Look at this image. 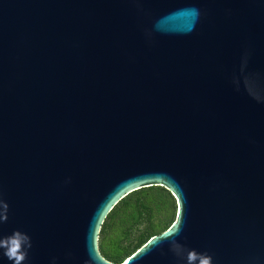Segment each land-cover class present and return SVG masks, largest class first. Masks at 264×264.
Segmentation results:
<instances>
[{"label": "water", "instance_id": "water-1", "mask_svg": "<svg viewBox=\"0 0 264 264\" xmlns=\"http://www.w3.org/2000/svg\"><path fill=\"white\" fill-rule=\"evenodd\" d=\"M151 185L173 221L104 259ZM0 216L23 264H264V0H0Z\"/></svg>", "mask_w": 264, "mask_h": 264}, {"label": "trees", "instance_id": "trees-1", "mask_svg": "<svg viewBox=\"0 0 264 264\" xmlns=\"http://www.w3.org/2000/svg\"><path fill=\"white\" fill-rule=\"evenodd\" d=\"M175 208L172 195L161 186L130 191L103 217L97 233L100 255L110 262H120L149 237L167 228Z\"/></svg>", "mask_w": 264, "mask_h": 264}, {"label": "clouds", "instance_id": "clouds-1", "mask_svg": "<svg viewBox=\"0 0 264 264\" xmlns=\"http://www.w3.org/2000/svg\"><path fill=\"white\" fill-rule=\"evenodd\" d=\"M0 220H6V217L0 216ZM31 247L30 237L19 231L13 232L10 236L0 238V249L3 250V255L12 261L13 264H23ZM179 248V245L173 244L174 252L178 253ZM186 264H212V258L207 254L191 251L186 257Z\"/></svg>", "mask_w": 264, "mask_h": 264}, {"label": "snow or ice", "instance_id": "snow-or-ice-1", "mask_svg": "<svg viewBox=\"0 0 264 264\" xmlns=\"http://www.w3.org/2000/svg\"><path fill=\"white\" fill-rule=\"evenodd\" d=\"M179 214V213H178Z\"/></svg>", "mask_w": 264, "mask_h": 264}]
</instances>
